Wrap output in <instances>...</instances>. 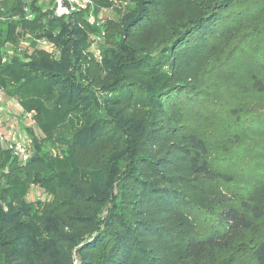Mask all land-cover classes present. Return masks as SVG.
<instances>
[{"label": "trees", "instance_id": "1", "mask_svg": "<svg viewBox=\"0 0 264 264\" xmlns=\"http://www.w3.org/2000/svg\"><path fill=\"white\" fill-rule=\"evenodd\" d=\"M174 1L133 0L119 20L107 21L101 64L89 51L100 26L88 22L87 11L59 18L43 10V0L14 2L9 17L18 19L0 40V88L13 78L34 103L44 96L74 132L64 138L68 167L42 173L36 150L24 167L10 164V174L0 175V264H220L226 253L231 264L238 244L264 264V239L244 242L246 233L257 234L253 218L260 216L223 190L233 179L214 159L227 147L217 148L220 139L204 129L222 78L230 88L248 79L264 94L262 46L251 45L259 68L235 46L254 18L244 22L248 14L236 9L244 0H188L178 13ZM103 2L109 0H94L96 7ZM26 7L34 19L25 17ZM256 13L252 27L263 35L264 5ZM19 25L55 42L60 58L38 52L26 63L3 62ZM79 158L89 171L79 172ZM16 171L27 179L18 181ZM29 175L47 192H68L69 200L40 218L47 227L12 204L22 201ZM193 209L216 217L221 230L198 231Z\"/></svg>", "mask_w": 264, "mask_h": 264}, {"label": "rangeland", "instance_id": "2", "mask_svg": "<svg viewBox=\"0 0 264 264\" xmlns=\"http://www.w3.org/2000/svg\"><path fill=\"white\" fill-rule=\"evenodd\" d=\"M16 0H0V40L6 38L7 26L10 21L17 20V16H11L12 6ZM133 0H109L108 5L101 3L98 7V14L95 15L94 9H96L95 3L86 11L87 20L88 16L92 15L96 19V24L100 26V31L90 35V47L89 51L94 56L98 63H102L100 43L98 38L100 34L104 32V24L107 21H117L127 9V6L132 3ZM51 1L43 0L46 6H43V10L51 11ZM188 0H177L171 2V6L178 13L186 9L189 4ZM41 4V3H40ZM264 5V0H244L241 5L236 2V9L246 12L247 16L243 17L244 22L250 20L251 17L254 20H250L251 30L250 33H245L235 41V46L241 49V52L245 54L246 60H249V56L252 55L251 66L259 68L262 61H258L255 57L256 51H252L253 41L262 46L264 50V33H255L252 27L256 22L255 14L257 8ZM26 13V12H25ZM120 13V14H119ZM27 17V13L25 14ZM86 17V15H85ZM104 26V27H103ZM264 32V31H263ZM15 41L6 43L3 48L4 57L7 62L11 61L14 57L19 62L26 63L36 56L38 52H42L45 55L58 59L60 58L61 51L59 46L48 40L47 38L32 37L29 34H25L21 30L20 25L15 28ZM255 37V38H254ZM254 38V39H253ZM46 41V44H43ZM243 60L244 64L247 63ZM256 60V61H255ZM21 78V74H18V79ZM3 85L2 94H0V108L3 112L4 127L2 131L5 135L11 134L13 138H18L25 141L29 148L30 156L37 150L42 156L44 162L39 167V170L48 174L47 167L51 169H61L69 166L67 158L68 144L64 141L65 137H72L73 121L68 118L63 121L59 119V116L54 113L51 108V102L45 101L44 96H38L35 103L29 99V95L22 89H18L16 81L12 78ZM212 90H214L212 88ZM33 92V91H32ZM36 93V92H35ZM26 94V95H24ZM215 100L213 104L214 109L211 111V116L206 124L207 131H212L213 135L220 139L222 145L218 141H214V145L220 149L227 147L222 152V156H215L214 165L218 171L229 174L232 176L231 181L221 183L223 190L227 194L234 198H239L247 202L253 211L259 214V218H253L254 223L258 227L256 235L248 232L244 242L248 246H251L249 239H264V94L258 93L252 88V85L248 79H244L239 83L238 87H229L227 79H221L220 89L217 93L213 94ZM25 104L30 108H26ZM44 106L45 113L39 115L40 107ZM26 110H25V108ZM30 110V111H29ZM33 112V115L29 119H22L24 113ZM220 145V146H219ZM1 146V145H0ZM2 147V146H1ZM37 147V149H36ZM3 149V148H2ZM5 150V149H3ZM15 158V159H14ZM14 160L16 162H14ZM80 166L78 168L80 173L89 171L84 165V160L79 158ZM10 164L17 167H24L25 162L21 161L15 156L5 154L4 151L0 152V175L6 176L10 174ZM67 166V167H68ZM20 172V170H18ZM21 173V172H20ZM17 171L14 173V178L18 181L26 180L27 177L24 174H19ZM28 182L26 184V191L22 194V201L14 200L12 202L16 209L23 210L26 206L29 208L28 214L39 215L35 218L40 224V218L49 212L55 205H60V202L69 200L68 192L66 188L62 186L55 187L54 191H46L39 186H35L32 183V176L29 175ZM254 198V201L251 198ZM9 206L8 204H6ZM5 206V213L10 212V207ZM195 218L198 231L203 229L209 230H221V226L215 225L217 219L214 216H206L200 211L193 209L192 213ZM25 220V218H24ZM48 219L41 222V226L47 225ZM45 225V226H46ZM47 227V226H46ZM235 254L231 264H254V259L251 254V250L246 248L245 253H241L239 244L232 250ZM228 258L227 253L222 257L220 256V264L226 263Z\"/></svg>", "mask_w": 264, "mask_h": 264}, {"label": "built area", "instance_id": "3", "mask_svg": "<svg viewBox=\"0 0 264 264\" xmlns=\"http://www.w3.org/2000/svg\"><path fill=\"white\" fill-rule=\"evenodd\" d=\"M24 3H29L31 0H23ZM51 1L50 10L53 12L54 16L59 18H66L71 16L73 13H80L91 8L94 4V0H48ZM27 13V19H34V14L30 12L29 7L24 8ZM88 22L90 24H96V19L92 16H88ZM98 41H101L105 36V32L100 34ZM43 44H46V41H43ZM7 61L6 58H3V62ZM0 94H2V89L0 88ZM33 115V112L24 113L22 119H29ZM4 127V118L3 112L0 108V145L6 151H9L13 156L19 158L23 162H27L30 158L29 148L26 145L25 141L18 138H13L11 134L5 135L2 131Z\"/></svg>", "mask_w": 264, "mask_h": 264}]
</instances>
